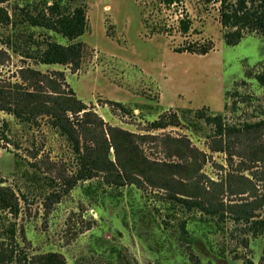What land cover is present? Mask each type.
<instances>
[{
  "label": "rangeland",
  "instance_id": "1",
  "mask_svg": "<svg viewBox=\"0 0 264 264\" xmlns=\"http://www.w3.org/2000/svg\"><path fill=\"white\" fill-rule=\"evenodd\" d=\"M82 5L87 27L77 39L83 42L78 65L25 56L8 42L13 29L0 23V94L29 87L28 70L63 76V90L71 88L96 115L80 131L82 146L108 162H98L92 179L76 180L79 157L48 116L23 123L0 110V186L12 187L20 200L17 217L0 211V235L4 222H15L28 258L57 252L68 264H261L264 234L254 237L233 221L217 225L204 213L174 207L163 183L174 176L185 184L177 183V192L224 204L250 198L253 186L264 191V161L253 159L255 153L264 158V34L245 29L231 36L234 43L226 40L219 0ZM44 6L43 0H0L18 23ZM20 30L24 49L31 33L40 43H70L46 28ZM204 113L245 128L232 135L231 149ZM157 120L178 124L154 128ZM165 162L191 167L158 168ZM231 175L240 177L230 182ZM230 185L249 192L234 194Z\"/></svg>",
  "mask_w": 264,
  "mask_h": 264
},
{
  "label": "trees",
  "instance_id": "2",
  "mask_svg": "<svg viewBox=\"0 0 264 264\" xmlns=\"http://www.w3.org/2000/svg\"><path fill=\"white\" fill-rule=\"evenodd\" d=\"M84 1L68 0L67 3H63L62 0H51V4H49V0H43V4L45 5L43 9H38L35 13L26 11L24 18L19 23L14 16L9 14L8 10L0 7V23L13 29L12 34L8 36V42L15 49H18L20 46L25 56L35 58L45 64L73 63L78 65L83 53V42L77 41V39L85 33L87 27L86 9L82 5ZM219 1L221 4V23L228 29L224 36L230 43L235 42L231 36L237 35L239 38L245 29L256 30L264 34V0ZM21 25L38 26L53 30L67 37L70 43L65 45L55 40H47L40 43L34 40L31 33L29 35L28 47L24 49L20 43V39L23 37V31L20 30ZM24 27L26 28L27 26ZM183 27L185 30L188 29L186 23H184ZM208 51L207 48H204L202 53H208ZM27 72H30V75H26L24 79L30 81V86H15L9 93L0 94V110L13 114L23 123H31L39 116H48L51 125L61 135L66 137L72 145L74 153L79 157L80 168L77 172L76 180L92 179L96 176L94 174L95 170H99L98 162H100V165L108 162L106 159H96V151H93L92 146H88L87 144L86 146L84 144L82 146L80 131L87 124L94 122L95 119L91 116H96L95 112L88 110L87 105L76 96L71 88L63 90L61 81H64V77L60 73L62 78L48 76L36 70H28ZM259 80L264 82V72L259 75ZM85 115L86 118H84ZM201 117L205 118L207 123L215 126L216 135L228 140V142L225 141L227 149L233 147L231 145L233 143L232 135L238 134L240 136V133L245 131L243 127L227 123L222 114L207 115L204 113ZM99 119L101 123H104L102 118L99 117ZM169 124L177 125L178 120L170 122L157 120L153 123V127L162 128ZM260 124H264V120ZM246 126L248 129L252 127L251 124H247ZM133 154L139 157L136 149ZM180 155L183 156L184 154ZM254 155L256 158L253 159L256 162L264 161L262 156L256 153ZM119 161L124 166L121 160ZM110 163L114 165L113 162ZM158 165L160 169L183 167L189 170L191 167L190 164L185 163L174 164L165 162ZM140 175L147 178L152 185L155 184L150 174L148 175V172H142ZM30 176L32 180H38L36 172H31ZM237 177L239 178L240 176L235 177L231 175L229 181L235 182ZM241 178L243 179L244 177ZM164 181L163 185L166 186L164 188L169 191L167 201L172 203L174 207L204 213L207 217H210V222H216L217 225H220L221 221H233L235 225H242L245 228V232L254 237L264 234V217L259 214V210L264 209V191L258 190L256 186H253L254 191L250 194V198H245V201L233 199L224 204L222 202H215L213 199H207L206 201L195 199L192 192H186L187 194L177 192L175 190L177 183L185 184L183 180L178 181L174 176L169 177V179L166 177ZM247 182L253 181L250 177H247ZM160 187L163 186L161 185ZM230 188L234 194L249 192L248 190H238L231 185ZM0 211L3 214H10L15 217L19 215L20 200L14 189L10 186H0ZM180 228L183 233H189L187 221H182ZM1 230L0 264H68L66 258L57 252L36 256L33 259L28 258L24 250L17 244L15 222H4ZM118 257H120V254H118ZM248 263L254 264L252 260H249ZM261 264H264V254Z\"/></svg>",
  "mask_w": 264,
  "mask_h": 264
}]
</instances>
